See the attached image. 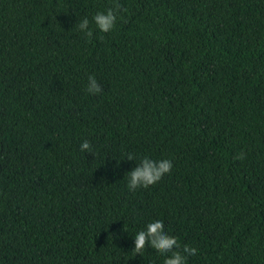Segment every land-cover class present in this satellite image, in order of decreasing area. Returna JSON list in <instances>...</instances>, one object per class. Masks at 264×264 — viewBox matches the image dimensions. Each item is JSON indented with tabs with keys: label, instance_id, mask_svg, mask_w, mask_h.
<instances>
[{
	"label": "trees",
	"instance_id": "obj_1",
	"mask_svg": "<svg viewBox=\"0 0 264 264\" xmlns=\"http://www.w3.org/2000/svg\"><path fill=\"white\" fill-rule=\"evenodd\" d=\"M119 3L102 33L111 0H0V264H164L157 220L187 264H264V0ZM144 157L173 168L129 191Z\"/></svg>",
	"mask_w": 264,
	"mask_h": 264
},
{
	"label": "clouds",
	"instance_id": "obj_2",
	"mask_svg": "<svg viewBox=\"0 0 264 264\" xmlns=\"http://www.w3.org/2000/svg\"><path fill=\"white\" fill-rule=\"evenodd\" d=\"M122 9L119 0H111V6L103 12H97L93 17V22L102 33L111 32L116 24L117 18ZM79 30L84 32L86 37H92L93 32L89 30V20L84 18L78 25ZM86 91L90 94L97 95L102 92V88L96 80L95 76L88 77ZM80 150L91 152V144L85 140L80 145ZM245 154L243 152L236 155V160H243ZM134 156L129 154L127 161H133ZM173 168L172 161L169 159L153 160L144 157L140 160L128 175V190L135 191L138 188H148L159 182L166 174H169ZM146 246H150L160 254L171 253L164 260V264H187L189 256H195L197 249L180 243L174 236L168 235L164 231L162 221H153L146 225L144 230L139 231L134 238V250L139 254L145 250Z\"/></svg>",
	"mask_w": 264,
	"mask_h": 264
}]
</instances>
